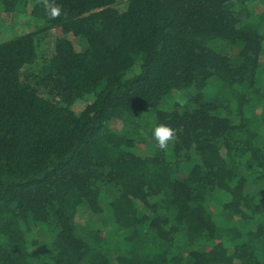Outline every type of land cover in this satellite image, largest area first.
Here are the masks:
<instances>
[{"label": "trees", "instance_id": "16d2710c", "mask_svg": "<svg viewBox=\"0 0 264 264\" xmlns=\"http://www.w3.org/2000/svg\"><path fill=\"white\" fill-rule=\"evenodd\" d=\"M0 264H264V0H0Z\"/></svg>", "mask_w": 264, "mask_h": 264}, {"label": "clouds", "instance_id": "9594fccd", "mask_svg": "<svg viewBox=\"0 0 264 264\" xmlns=\"http://www.w3.org/2000/svg\"><path fill=\"white\" fill-rule=\"evenodd\" d=\"M47 7L50 9L51 16L57 17L61 14V9L59 7H55L51 4H48ZM174 131L164 125H160L154 128L153 130V138L158 144L160 149H165L168 146V143L174 138Z\"/></svg>", "mask_w": 264, "mask_h": 264}]
</instances>
